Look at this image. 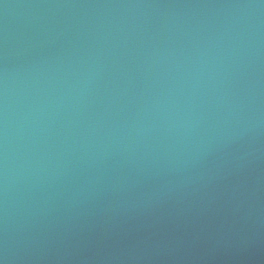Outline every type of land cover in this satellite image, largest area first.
Listing matches in <instances>:
<instances>
[{
    "label": "water",
    "instance_id": "1",
    "mask_svg": "<svg viewBox=\"0 0 264 264\" xmlns=\"http://www.w3.org/2000/svg\"><path fill=\"white\" fill-rule=\"evenodd\" d=\"M0 264H264V0H0Z\"/></svg>",
    "mask_w": 264,
    "mask_h": 264
}]
</instances>
